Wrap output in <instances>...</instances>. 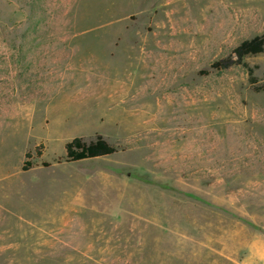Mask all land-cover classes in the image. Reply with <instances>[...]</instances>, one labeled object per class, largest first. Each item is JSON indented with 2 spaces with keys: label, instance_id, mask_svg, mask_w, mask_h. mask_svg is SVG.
Returning <instances> with one entry per match:
<instances>
[{
  "label": "rangeland",
  "instance_id": "rangeland-1",
  "mask_svg": "<svg viewBox=\"0 0 264 264\" xmlns=\"http://www.w3.org/2000/svg\"><path fill=\"white\" fill-rule=\"evenodd\" d=\"M262 34L264 0H0V264H264Z\"/></svg>",
  "mask_w": 264,
  "mask_h": 264
},
{
  "label": "trees",
  "instance_id": "trees-1",
  "mask_svg": "<svg viewBox=\"0 0 264 264\" xmlns=\"http://www.w3.org/2000/svg\"><path fill=\"white\" fill-rule=\"evenodd\" d=\"M264 49V34L254 36L250 39L242 40L235 48V63H241L246 55H254L261 53ZM231 64L230 61L214 62L211 67L215 69L227 68ZM65 160L68 162L81 161L84 159H92L104 157L116 152V148L111 145L102 135L96 134L92 139L85 140L76 136L64 144ZM30 153H26V156ZM30 167V163L25 161L22 170Z\"/></svg>",
  "mask_w": 264,
  "mask_h": 264
}]
</instances>
